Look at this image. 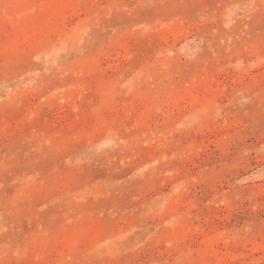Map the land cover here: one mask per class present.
<instances>
[{"label":"rangeland","instance_id":"1","mask_svg":"<svg viewBox=\"0 0 264 264\" xmlns=\"http://www.w3.org/2000/svg\"><path fill=\"white\" fill-rule=\"evenodd\" d=\"M0 264H264V0H0Z\"/></svg>","mask_w":264,"mask_h":264}]
</instances>
